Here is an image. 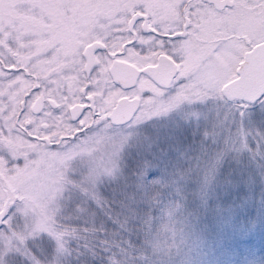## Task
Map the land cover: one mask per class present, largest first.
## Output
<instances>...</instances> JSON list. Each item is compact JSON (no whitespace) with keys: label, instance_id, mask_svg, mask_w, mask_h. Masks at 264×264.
Here are the masks:
<instances>
[{"label":"snow or ice","instance_id":"6c2138e0","mask_svg":"<svg viewBox=\"0 0 264 264\" xmlns=\"http://www.w3.org/2000/svg\"><path fill=\"white\" fill-rule=\"evenodd\" d=\"M201 215L264 227V0H0V264H197Z\"/></svg>","mask_w":264,"mask_h":264},{"label":"rangeland","instance_id":"374dc122","mask_svg":"<svg viewBox=\"0 0 264 264\" xmlns=\"http://www.w3.org/2000/svg\"><path fill=\"white\" fill-rule=\"evenodd\" d=\"M255 191L258 203L260 189ZM250 210L255 217L257 208ZM247 211L241 219L247 216ZM192 232L190 243L197 264H264V227L239 235L229 225L201 215L194 222Z\"/></svg>","mask_w":264,"mask_h":264}]
</instances>
